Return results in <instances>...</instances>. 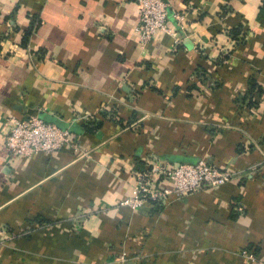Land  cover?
Listing matches in <instances>:
<instances>
[{
	"label": "crops",
	"instance_id": "0c3cea01",
	"mask_svg": "<svg viewBox=\"0 0 264 264\" xmlns=\"http://www.w3.org/2000/svg\"><path fill=\"white\" fill-rule=\"evenodd\" d=\"M169 2L186 30L142 46L128 1L0 0V264H264V0ZM30 115L79 153L10 158ZM201 160L234 178L122 205Z\"/></svg>",
	"mask_w": 264,
	"mask_h": 264
},
{
	"label": "built area",
	"instance_id": "2783aa9c",
	"mask_svg": "<svg viewBox=\"0 0 264 264\" xmlns=\"http://www.w3.org/2000/svg\"><path fill=\"white\" fill-rule=\"evenodd\" d=\"M137 7L139 19L135 29L138 43L142 46L151 42L157 33L163 32L176 36L186 30L183 14H170L169 0H124ZM176 21V25L170 21ZM180 40L175 39V43ZM72 147L77 153L80 149L74 134L47 122L38 116L30 115L24 119L10 118L9 131L5 138V147L10 158L27 157L38 153L55 154L64 146ZM162 177L171 187L158 188L154 186V177ZM228 171L218 169L206 162L176 163L164 165L155 163L149 165L147 171L138 177L136 194L122 205L132 209L141 207L148 201H164L168 197L183 198L191 193L205 188L217 187L228 183L234 177ZM241 255L247 262L255 263L257 259L247 250Z\"/></svg>",
	"mask_w": 264,
	"mask_h": 264
},
{
	"label": "trees",
	"instance_id": "16d2710c",
	"mask_svg": "<svg viewBox=\"0 0 264 264\" xmlns=\"http://www.w3.org/2000/svg\"><path fill=\"white\" fill-rule=\"evenodd\" d=\"M259 15L262 16V17L264 18V9H263V8L261 9V12H260Z\"/></svg>",
	"mask_w": 264,
	"mask_h": 264
}]
</instances>
